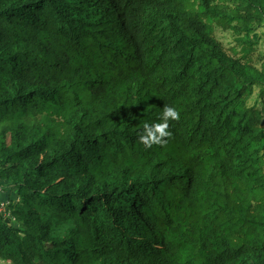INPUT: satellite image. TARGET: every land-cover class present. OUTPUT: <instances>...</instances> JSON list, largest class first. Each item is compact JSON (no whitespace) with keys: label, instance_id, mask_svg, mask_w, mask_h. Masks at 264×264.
<instances>
[{"label":"trees","instance_id":"1","mask_svg":"<svg viewBox=\"0 0 264 264\" xmlns=\"http://www.w3.org/2000/svg\"><path fill=\"white\" fill-rule=\"evenodd\" d=\"M260 30L264 0H0V261L264 264Z\"/></svg>","mask_w":264,"mask_h":264},{"label":"rangeland","instance_id":"2","mask_svg":"<svg viewBox=\"0 0 264 264\" xmlns=\"http://www.w3.org/2000/svg\"><path fill=\"white\" fill-rule=\"evenodd\" d=\"M257 35L259 36L258 41L261 40V42L259 43L258 51L254 55V60H255L256 67H258L259 69H262V64L264 63V30H260L257 33ZM217 36L219 37V39L223 41L226 49L228 50L230 54H232L231 49L234 47H237L239 50L241 49L240 45L236 41L237 36L233 34L232 30H225L224 28L219 27L217 28ZM258 36L255 35L253 36V38L255 37L256 39L258 38ZM260 54L262 55L260 56ZM260 96H261V91L259 88H257L254 98L250 101V105H253L255 100H261L263 102L264 100L261 99ZM13 191L14 193L10 191V187L0 186V205L5 204L8 198H11L12 196L18 199L17 192L15 190ZM1 196H4L7 200L1 199ZM0 264H11V263L0 261Z\"/></svg>","mask_w":264,"mask_h":264},{"label":"built area","instance_id":"3","mask_svg":"<svg viewBox=\"0 0 264 264\" xmlns=\"http://www.w3.org/2000/svg\"><path fill=\"white\" fill-rule=\"evenodd\" d=\"M9 205V201H7L5 204L0 205V213L2 215L10 217Z\"/></svg>","mask_w":264,"mask_h":264}]
</instances>
